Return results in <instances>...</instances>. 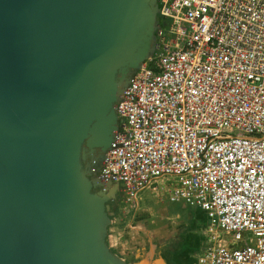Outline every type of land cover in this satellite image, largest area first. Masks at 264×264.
<instances>
[{"label": "water", "instance_id": "95a60500", "mask_svg": "<svg viewBox=\"0 0 264 264\" xmlns=\"http://www.w3.org/2000/svg\"><path fill=\"white\" fill-rule=\"evenodd\" d=\"M159 0H0V264L130 262L108 240L121 192L96 168L155 53Z\"/></svg>", "mask_w": 264, "mask_h": 264}, {"label": "built area", "instance_id": "2783aa9c", "mask_svg": "<svg viewBox=\"0 0 264 264\" xmlns=\"http://www.w3.org/2000/svg\"><path fill=\"white\" fill-rule=\"evenodd\" d=\"M159 1L97 176L124 210L144 191L205 210L197 264H264V0Z\"/></svg>", "mask_w": 264, "mask_h": 264}, {"label": "crops", "instance_id": "0c3cea01", "mask_svg": "<svg viewBox=\"0 0 264 264\" xmlns=\"http://www.w3.org/2000/svg\"><path fill=\"white\" fill-rule=\"evenodd\" d=\"M125 210L110 228L113 250L130 262L197 264L209 223L205 210L172 202L165 191H144L138 206Z\"/></svg>", "mask_w": 264, "mask_h": 264}, {"label": "flooded vegetation", "instance_id": "af4514ba", "mask_svg": "<svg viewBox=\"0 0 264 264\" xmlns=\"http://www.w3.org/2000/svg\"><path fill=\"white\" fill-rule=\"evenodd\" d=\"M110 205H111V211H113L115 213V215H114V219H115V218H117L119 216V214L122 211L123 206H124L122 192H119L117 194V197L115 199H113L112 201H110ZM108 240L110 242L111 237H109ZM111 247H112V249H115V248H113V246H111Z\"/></svg>", "mask_w": 264, "mask_h": 264}, {"label": "trees", "instance_id": "16d2710c", "mask_svg": "<svg viewBox=\"0 0 264 264\" xmlns=\"http://www.w3.org/2000/svg\"><path fill=\"white\" fill-rule=\"evenodd\" d=\"M159 20H160V25L162 24H164V22H163V20L159 17Z\"/></svg>", "mask_w": 264, "mask_h": 264}, {"label": "rangeland", "instance_id": "374dc122", "mask_svg": "<svg viewBox=\"0 0 264 264\" xmlns=\"http://www.w3.org/2000/svg\"><path fill=\"white\" fill-rule=\"evenodd\" d=\"M113 225H114V224H113ZM113 225H112L111 227H113ZM111 227H110V228H111ZM113 229H114V228H113ZM183 264H187V263H186V260H184Z\"/></svg>", "mask_w": 264, "mask_h": 264}]
</instances>
